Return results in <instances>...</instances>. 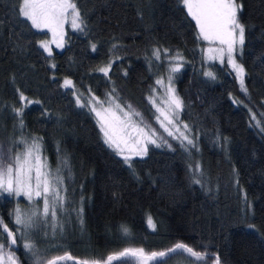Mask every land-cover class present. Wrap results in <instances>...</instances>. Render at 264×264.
I'll use <instances>...</instances> for the list:
<instances>
[{
    "label": "trees",
    "instance_id": "1",
    "mask_svg": "<svg viewBox=\"0 0 264 264\" xmlns=\"http://www.w3.org/2000/svg\"><path fill=\"white\" fill-rule=\"evenodd\" d=\"M72 2L87 27L83 33L67 29L64 50L49 56L39 47L46 33L18 18L14 0H0V151L13 147L15 154L23 145L13 142L40 137L52 169L64 157L69 160L67 211L60 217L65 234L44 238L37 230L30 239L38 246H61L51 253L81 260L106 259L127 247L151 254L184 242L219 255L221 264H264V134L252 119L264 127V0H235L246 29L243 52L236 56L245 68L246 92L226 65L204 63L207 43L197 38L182 0ZM153 49L183 58L174 84L184 102L180 121L196 141L188 152L160 130L149 102L166 67ZM109 61L105 76L98 69ZM65 79L73 87H61ZM112 88L125 108L131 104L140 113L137 123L155 129L175 151L151 148L129 167L108 148L93 112L77 107L76 96L102 100ZM17 89L33 101L24 107V128L12 112L22 107ZM197 164L200 172L194 171ZM242 197L249 204L245 215ZM19 202L0 193V217L11 229L9 213ZM148 216L154 232L146 226ZM122 224L131 238L122 237ZM8 251L18 264H30L22 240L6 246L5 257Z\"/></svg>",
    "mask_w": 264,
    "mask_h": 264
},
{
    "label": "snow or ice",
    "instance_id": "2",
    "mask_svg": "<svg viewBox=\"0 0 264 264\" xmlns=\"http://www.w3.org/2000/svg\"><path fill=\"white\" fill-rule=\"evenodd\" d=\"M187 15L195 21L198 29V39L204 41H218L219 44L226 46L228 65L235 72V79L239 82L241 90L245 88V68L237 63L234 59L236 46L241 48L245 43V25L240 22L238 13L242 10V5H237L235 0H182ZM14 7L18 18L25 22H30L33 29L50 31L54 38L53 42L57 47H63L65 33L64 25L69 22L74 31L83 33L87 27L85 18L79 11L77 4L72 0H14ZM39 47L49 56L52 55V49L47 41L39 42ZM95 45H92L95 50ZM113 49L117 45L112 46ZM208 52L214 51L208 49ZM221 58L225 53V47L217 49ZM153 56L159 60V50L153 51ZM117 59L120 57L117 56ZM174 59H182L177 57ZM112 61H109L106 67H101L98 71L108 76ZM181 65L179 63L171 66L170 73L178 72ZM206 77L215 79L211 71L204 72ZM172 77L169 75V81ZM157 85H162V80L156 81ZM61 87L71 88L73 83L65 79ZM22 107L13 106L12 112L14 117L19 118L20 128H24L23 112L27 104L33 103L28 101L23 92L19 89ZM153 92L156 89L152 90ZM117 90L112 88L108 94L109 104L115 105V110L103 107V102L97 97L92 96L87 103H82L81 97L76 96L77 107H90V111L95 113L98 119L100 132L103 134L104 144L112 149L116 155L122 156L124 162L131 167L132 157H144L148 153V146L156 148L167 147L175 151L172 143L162 135H158L155 129L145 125L143 127L133 122V116H140L139 112L133 109L131 104L125 108L116 94ZM75 94V93H74ZM149 102L153 104L159 115L156 116L160 127L167 133L168 137L179 143L181 149L185 152L196 147L195 139L190 135L191 129L188 124H183V131L180 130V113L184 109L183 100L175 93V89L169 85L167 89V100L164 101V107L156 105L153 97H149ZM35 103H39L36 101ZM100 105V109L97 108ZM117 110L123 113V116L117 114ZM14 145L22 144L23 151L13 154V147H9L6 152L0 151V193H7L8 196L20 197L27 199L30 205L28 211H22L19 206L14 213H9L12 217L10 222L14 224V229L9 228L2 217H0V264H18L17 257L12 251L7 252L5 257V247L11 249L17 246L18 240H23L25 253L28 255L30 264H160L165 257L173 253H183L192 260V264H207L212 258L208 251L200 252L194 250L184 242H177L173 247L162 252L146 253L143 248H124L123 251L109 254L106 259H78L70 253L65 252L63 255H55L50 259H45L48 250H41L36 243L31 240L34 229L41 225L45 228L51 227L52 235L55 236L57 231H63V225L60 223V217L67 211V188L65 169H69V160L67 157L59 160L55 169H52L47 156L43 154L42 138L33 137L31 143L21 138L13 142ZM125 152L129 155H125ZM195 172H200L199 164L196 165ZM194 183H201V180L194 179ZM43 201V206L39 207V201ZM83 209L77 210L81 216ZM49 219L51 221L49 225ZM147 226L155 230V224L149 216ZM120 233L125 239L131 238V230L126 225H120ZM6 234V236H5ZM48 233L45 231V237ZM214 264H221L219 255L215 256Z\"/></svg>",
    "mask_w": 264,
    "mask_h": 264
},
{
    "label": "rangeland",
    "instance_id": "3",
    "mask_svg": "<svg viewBox=\"0 0 264 264\" xmlns=\"http://www.w3.org/2000/svg\"><path fill=\"white\" fill-rule=\"evenodd\" d=\"M67 29L71 30L74 33L78 32V31H74L72 29L71 23H70V20H69V22L64 25V29H63V31L65 33L63 47H57V44L55 42H53V41H54V39H59V38L58 37L54 38L53 35H52V33L50 31H48L47 29H43V30H37V29H35V30H37L38 32H41V33H44V32L46 33V35L48 37H46V39H44V41H47L49 43V47L52 49V54H53L55 51H59L60 52V51L64 50V46L66 44V32H67ZM197 31H198V29H197ZM202 41L207 43V46H205V49L203 51L204 52V63H206L207 65H209V64H217V63L219 65H226L231 70V72L234 73V75H235V72L228 65V58H227L226 46H223V45L219 44L218 41H213V42L204 41V40H202ZM221 47H225V53H224V55H223L222 58H221L219 52L218 51H215L217 49H220ZM210 48L213 49L214 51L208 52L207 50L210 49ZM40 49H42V48H40ZM154 50H158V49H153V51ZM159 52H160V57H161L159 60L162 61V62L164 61L165 65H166L164 74L162 75V77H159L158 78L159 80H162L163 81V84L162 85H157L156 84L155 85L156 91L153 92L150 97H153L155 99L157 106L164 107V101L167 100V89H168V87H169L170 84H171V87H173L175 89V93H176V86L174 84V73H170L169 69H170L171 66H174V64H176V63H179L181 65V67H180V69H181L183 67V58L182 59H174V58L182 57V56L180 54H173L172 55V54H169L167 51H163V50L162 51L159 50ZM242 52H243L242 51V48L239 45H237L236 46V50H235V52L233 54L235 61H236V56L241 55ZM44 53H46V52H44ZM152 54H153V52H152ZM169 75H171V77H172L171 81H169ZM236 83H238V86L241 89L240 84H239V82L237 80H236ZM91 97L92 96H85L82 99V101H84V103H87L90 100ZM100 101L103 102V107L111 108V109L115 110V105L114 104H111V105L109 104V102H108V96H106L102 100L100 99ZM151 106H152V108H154L155 119H156V116L159 115V113H157L156 108L153 106L152 103H151ZM90 107L91 106H89V108ZM100 107H101L100 105H97V108L98 109H100ZM93 114H94V117H95V121L97 122V125H98V119L99 118L96 116L95 113H93ZM117 114L120 115L121 117L123 116V113H120L118 110H117ZM132 119H133V122L134 123L138 124L137 121L134 119V116L132 117ZM252 119L254 120V125H256V127L259 128V130L261 131V133L264 134V127H261V125H259V123L256 122L257 119L254 116H252ZM138 125L141 126V127H143L140 124H138ZM158 126L160 127V124L159 123H158ZM98 128H99V126H98ZM160 130H162V132L164 134H167V133L164 132V130L161 127H160ZM180 130L183 131V124L182 123L180 124ZM99 131H100V129H99ZM190 135L192 136V133H190ZM102 138H103V134H102ZM5 148L6 147H4L1 151L6 152L7 149H8V147L6 149ZM151 148H155L156 149L155 146L149 145L148 146V151H150ZM162 148L163 147H160L159 149H162ZM20 149H22V150L21 151L18 150V152H22L23 151V148H20ZM125 155H129V153L125 152ZM119 157L121 159H123L122 156H119ZM135 157H138V156H133L132 159H134ZM139 158H143V157H139ZM123 161H124V159H123ZM4 194L5 195H8L7 193H4ZM16 200H18V201L20 200V202H19L18 205H19V208L22 211H28L30 209L29 202L23 196L16 197ZM21 203H25V205H23ZM38 206L39 207H42L43 206V201L42 200L39 201ZM248 206H249L248 201H246L244 199V197H242L241 200H240V207H241L240 210L243 213V215H245L246 212H249V210L247 208ZM13 212H15V210ZM75 216L78 217L77 215H75ZM152 221H153V219H152ZM50 223H51V221L49 219V225H50ZM146 226H147V222H146ZM148 229L150 231H153L154 232L156 230V227H155V230H153V229H151L149 227H148ZM249 229L253 230L254 227H250ZM37 230H38V232L43 233L44 238H46L45 237V231H47V233H50L47 236H49L52 239L51 227L49 226V227L45 228L43 225H41L38 229H34L33 232H32V234H31V236L29 238L36 237L37 236V234H36ZM58 234H59V236H61V238H63V236L65 234V231H61ZM58 234L56 233V235L54 237H58ZM22 243L24 244V241L23 240H22ZM36 245H37V243H36ZM54 246L55 245H48V243L43 244V246H38L37 245V247L40 248L42 251L45 250V249L48 250L47 255L45 256V259H50L52 256L58 255V253H56V252L51 253V251L53 249H57V247H59L60 249H63L61 246H57V247H54ZM194 250H196V249H194ZM120 251L121 250H119L118 252H120ZM86 259H89V258H86ZM214 261H215V256L212 254V258L207 261V264H214ZM67 264H72V262L71 263L70 262H67ZM160 264H192V260L187 256V254H183V253L177 252V253L171 254L170 256L165 257L164 260L160 262Z\"/></svg>",
    "mask_w": 264,
    "mask_h": 264
}]
</instances>
